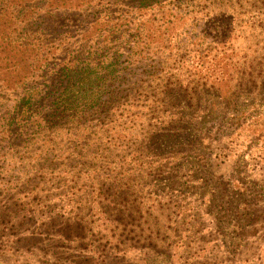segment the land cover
I'll return each mask as SVG.
<instances>
[{
  "label": "rangeland",
  "instance_id": "rangeland-1",
  "mask_svg": "<svg viewBox=\"0 0 264 264\" xmlns=\"http://www.w3.org/2000/svg\"><path fill=\"white\" fill-rule=\"evenodd\" d=\"M177 1L196 5L145 24L128 61L92 45L102 81L64 96L57 65L79 48L61 44H92L90 15L7 1L2 38L18 2L36 27L0 46V264H264V0ZM37 39L53 57L7 77ZM170 113L185 115L176 137Z\"/></svg>",
  "mask_w": 264,
  "mask_h": 264
},
{
  "label": "trees",
  "instance_id": "trees-1",
  "mask_svg": "<svg viewBox=\"0 0 264 264\" xmlns=\"http://www.w3.org/2000/svg\"><path fill=\"white\" fill-rule=\"evenodd\" d=\"M7 1L8 0H0V14H2L3 11L6 8H8L9 5L7 4ZM22 2L23 4H25L24 1ZM188 2H190V0ZM17 4L21 7L24 6L19 4V2ZM186 4L187 3H185V1L184 3H182L177 0H168L167 2L164 0H77V1L74 0L72 6L69 5L68 8H66V12L71 13L73 17H77L83 21L88 22V18L85 15L79 17L81 16L80 11H86L90 15L89 24L93 27V29L97 32V34L96 37L92 40V44H88L89 42V40L87 39L88 37H86L85 35H77V34L72 35V40H71V34H67L66 43L61 44V47L65 45L69 47L73 45L72 43H76L73 46L79 48V50H76L75 52H72V50H68L66 52V56L67 55L69 56L62 59L57 65L58 70L61 72L63 78L73 76L71 78L72 81L71 86H64V91L62 92L61 96L62 95L64 96V94L68 93V91H70L71 89H73V91L76 89H82L87 85H92V82H95L96 80L98 82L102 81L100 80L101 77L99 75V68L101 67L98 66L97 64H94L93 66L89 64V57L93 55V49H91L93 48L92 45L98 46L100 44L105 49H109V47L114 46L115 49L117 48L118 50L125 46L127 47L128 50L127 53L125 54V58L128 61V57L132 55L131 53H129L131 47L136 46L138 43L144 42L143 26L145 24L152 25L154 30L160 31L159 28L166 27L171 23L170 17L178 16V19H182L186 16L187 8L192 6V5L187 6ZM195 5L196 3L193 6ZM21 7L15 8V10H13L12 13L9 12L11 22L15 28V34L9 35L7 38H2L5 37V35H3L0 32V46L1 45H3V47L7 46L8 48H10L11 51H14V49L16 48L17 45L16 41L20 42L18 38L20 37V33L23 29L27 27L30 28L32 26L36 27V25L34 24L35 20L33 19L35 14L34 11L30 13L28 12L22 13ZM78 8L80 9V11L78 10ZM180 23L181 22L179 21L177 24ZM103 30H106L104 37H102L101 35ZM92 36L93 33H91V39ZM31 44L32 46L25 47L21 51L24 52L29 51V53L34 54L32 60H34L35 63L31 64L29 62H26L19 55V51H17L16 54L13 53L11 55L12 60L10 61V63H12L17 58L18 60L25 61V64L20 69H17L15 71L11 70L6 75L7 77H13L20 70L25 69V77L29 76L30 79L33 75L29 73L34 72V68L37 64H42V62H46L48 58L53 57L52 51L50 50L43 51L39 47L41 46L39 39H37L35 43H31ZM143 44L147 45L145 43ZM2 50L3 48L0 47V52H3ZM112 56L113 59L111 56L108 57L112 60L108 62L111 65V67L115 65L114 61L120 55L117 53L116 50L113 52ZM7 57L8 56L4 54V58L6 59ZM27 73L28 76H26ZM174 76H175V72L170 71L169 77H174ZM0 77L1 79H4V75L2 72H0ZM25 77L22 78V80H24ZM18 79L20 80L21 78ZM160 80L162 81V77L160 78ZM174 83L177 84H171V82H169L167 85L164 86V88L166 89L167 86L171 84V86H173V88L175 87L176 89L175 93L176 91H181L183 87L182 84L178 82H174ZM0 87H2V85ZM26 89L29 90V87H27ZM84 93L85 91L82 92V94ZM161 94L167 95V90L162 91ZM97 99L98 98L96 95L93 97V100H91L93 106L96 105ZM26 101L27 99L24 97L23 101L20 103H25ZM60 101L61 104L65 103V98H61ZM58 103L59 101H57V103L54 104L51 111L57 110V106L60 105ZM184 116L185 115L183 113L181 114L170 113L167 116L168 124L179 125L178 127H176V130L171 135V137H176L182 132L181 125H183V123L180 120H182V118L184 119L185 118ZM165 136H168V134Z\"/></svg>",
  "mask_w": 264,
  "mask_h": 264
}]
</instances>
